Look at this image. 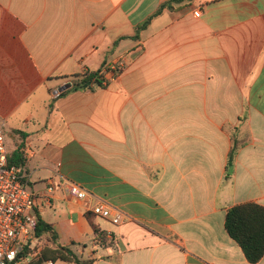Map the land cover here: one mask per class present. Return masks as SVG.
Here are the masks:
<instances>
[{
	"label": "crops",
	"instance_id": "obj_1",
	"mask_svg": "<svg viewBox=\"0 0 264 264\" xmlns=\"http://www.w3.org/2000/svg\"><path fill=\"white\" fill-rule=\"evenodd\" d=\"M171 1L0 0L9 157L22 148L32 216L94 264H252L226 215L264 206V0H186L132 38ZM93 72L103 87L75 89Z\"/></svg>",
	"mask_w": 264,
	"mask_h": 264
},
{
	"label": "trees",
	"instance_id": "obj_2",
	"mask_svg": "<svg viewBox=\"0 0 264 264\" xmlns=\"http://www.w3.org/2000/svg\"><path fill=\"white\" fill-rule=\"evenodd\" d=\"M186 0H173L163 3L156 12L150 16L143 24L136 28V34L133 39H138L140 34L145 31L160 15L168 10H175L174 4L182 3ZM105 78L101 72L89 73L85 79L75 86V89H94L95 86L103 87ZM243 142L234 141L231 153L229 155L228 170L231 175L235 165V160ZM22 148H19L9 157V163L13 166L23 165L24 159L21 155ZM93 213H87V218L95 231L96 242L104 247L112 244L108 235L102 232L95 221ZM226 229L233 240L243 250L247 260L252 263H258L264 256V206L256 203H244L235 205L227 211ZM35 243L32 249L25 248L20 259L30 255L35 257L28 264H46L49 261L54 263L65 262L70 264H94L92 259H83L77 255L70 247L58 245V234L53 226L45 222L41 217H37V225L34 230ZM38 250V251H37ZM37 251V252H36ZM35 252V253H34Z\"/></svg>",
	"mask_w": 264,
	"mask_h": 264
},
{
	"label": "built area",
	"instance_id": "obj_3",
	"mask_svg": "<svg viewBox=\"0 0 264 264\" xmlns=\"http://www.w3.org/2000/svg\"><path fill=\"white\" fill-rule=\"evenodd\" d=\"M199 15V12H196ZM117 76V70H114ZM68 191L79 200H85L89 192L77 183H68ZM50 187L49 191L53 192ZM35 206L33 193L24 183V177L19 166L9 163V151L4 131V121L0 118V264H19L21 252L32 249L35 243L34 230L37 219L32 216ZM111 207L106 202H100L92 213L101 218H109ZM124 215L116 210L112 219L114 224H120ZM47 264H53L51 261Z\"/></svg>",
	"mask_w": 264,
	"mask_h": 264
},
{
	"label": "water",
	"instance_id": "obj_4",
	"mask_svg": "<svg viewBox=\"0 0 264 264\" xmlns=\"http://www.w3.org/2000/svg\"><path fill=\"white\" fill-rule=\"evenodd\" d=\"M71 87H72L71 84H67V85L61 87L60 91H61V92L66 91V90L70 89Z\"/></svg>",
	"mask_w": 264,
	"mask_h": 264
},
{
	"label": "rangeland",
	"instance_id": "obj_5",
	"mask_svg": "<svg viewBox=\"0 0 264 264\" xmlns=\"http://www.w3.org/2000/svg\"><path fill=\"white\" fill-rule=\"evenodd\" d=\"M37 251H38V250H37ZM37 251H36V252H37ZM34 253H35V252H34Z\"/></svg>",
	"mask_w": 264,
	"mask_h": 264
}]
</instances>
